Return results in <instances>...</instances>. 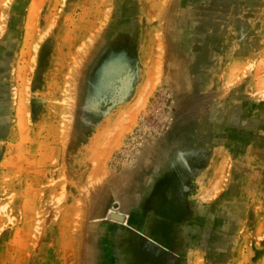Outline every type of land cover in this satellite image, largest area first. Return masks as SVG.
Returning <instances> with one entry per match:
<instances>
[{"label":"rangeland","instance_id":"374dc122","mask_svg":"<svg viewBox=\"0 0 264 264\" xmlns=\"http://www.w3.org/2000/svg\"><path fill=\"white\" fill-rule=\"evenodd\" d=\"M0 264H264V0H0Z\"/></svg>","mask_w":264,"mask_h":264},{"label":"water","instance_id":"95a60500","mask_svg":"<svg viewBox=\"0 0 264 264\" xmlns=\"http://www.w3.org/2000/svg\"><path fill=\"white\" fill-rule=\"evenodd\" d=\"M113 217L116 218V219H119V220H122L123 219V216L117 215V214H114Z\"/></svg>","mask_w":264,"mask_h":264}]
</instances>
